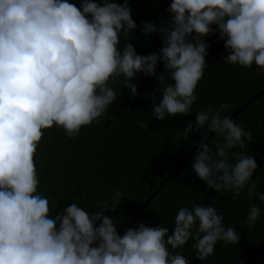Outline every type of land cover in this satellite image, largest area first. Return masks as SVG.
<instances>
[{"label": "clouds", "instance_id": "obj_1", "mask_svg": "<svg viewBox=\"0 0 264 264\" xmlns=\"http://www.w3.org/2000/svg\"><path fill=\"white\" fill-rule=\"evenodd\" d=\"M129 0H0V264H190L180 252L192 240L196 258L205 260L217 242L236 244L240 233L225 226L211 205L193 203L178 209L174 226L137 223L121 235L114 217L122 193L97 201L89 213L76 203L54 215L49 199L38 191L35 154L44 130L53 126L68 138L100 117L122 95L118 78L131 97L140 95L137 74L168 73L172 83L157 96L149 92L157 121L188 116L194 90L207 65L209 43L223 41L222 59L232 65L264 71V0H171L167 19L141 22V34L160 36L155 52L138 54L131 43L137 24ZM124 40L121 46V40ZM162 71L157 73L158 65ZM224 103L200 109L180 135L199 136L190 165L215 193L231 191L233 199L264 202L254 173L259 167L244 151L252 133L228 115ZM140 129L149 122L138 121ZM215 134V150L206 142ZM261 209L250 204L244 225L252 227Z\"/></svg>", "mask_w": 264, "mask_h": 264}, {"label": "trees", "instance_id": "obj_2", "mask_svg": "<svg viewBox=\"0 0 264 264\" xmlns=\"http://www.w3.org/2000/svg\"><path fill=\"white\" fill-rule=\"evenodd\" d=\"M79 6L80 0H69ZM123 2V0H118ZM171 0H129L131 15L137 24L133 30V43L138 54L155 52L160 46V36L152 33L145 38L140 31L145 20L167 19L166 8ZM218 33L205 37L209 43L203 77L194 90L197 99L188 116L176 114L164 121L152 115L151 98L148 93L157 90V96L166 84L172 83L167 72L165 80L158 82L155 76L137 74L133 82L140 95L131 97L123 88V77L113 85L122 95L100 117V123L82 126L78 136L68 138L64 130L53 126L45 129L36 154L35 164L39 178L38 191L48 197L54 215L59 208L76 203L89 213L102 201L119 190L123 195L120 204L106 215L114 217L121 233L126 226L137 223L155 226L163 224L169 230L182 206L191 208L193 203L214 206L223 215L225 226H233L240 233L236 244L217 242L214 252L205 260L196 258V250L189 240L183 247L172 250L180 252L190 264H264V202L255 197L250 201L246 191L233 199L231 191L215 193L192 171L193 148L199 136L190 133L183 137L180 132L188 121H193L200 109L211 107L214 111L226 103L229 107L221 115L230 116L252 96L257 97L240 109L232 118L252 133V142H245L244 151L252 155L257 164L253 180L257 191L264 192V71L255 64L251 68L232 65L222 59L223 41ZM124 40L122 37L121 46ZM158 65L157 73L162 71ZM149 122V128L138 127V121ZM206 141L215 150V134L209 133ZM188 152V153H187ZM185 156V157H184ZM181 163L174 169L178 161ZM171 175L168 177V175ZM168 177V178H167ZM250 204L261 209L260 218L252 227L244 225ZM138 216L132 221L135 214Z\"/></svg>", "mask_w": 264, "mask_h": 264}, {"label": "water", "instance_id": "obj_3", "mask_svg": "<svg viewBox=\"0 0 264 264\" xmlns=\"http://www.w3.org/2000/svg\"><path fill=\"white\" fill-rule=\"evenodd\" d=\"M261 92H258L257 94H255L254 96H252L249 100H247L243 105H241L239 108H238V110H236L233 114H231L229 117L230 118H233L234 117V115L240 110V109H242L245 105H247L250 101H252L255 97H257L259 94H260ZM210 135V134H209ZM198 145H195L193 148H191L188 152H190L191 150H193V149H195L196 147H197ZM187 152V153H188ZM185 157V156H184ZM184 157H182L179 161H178V163L174 166V169H176L177 168V166L181 163V161L184 159ZM171 175V173L168 175V177ZM167 177V178H168ZM143 207L144 206H142L141 208H140V210L135 214V216L133 217V219H132V221L138 216V214L140 213V211L143 209ZM131 223V222H130ZM129 223V224H130ZM129 224L126 226V228L120 233L121 235L123 234V232L128 228V226H129Z\"/></svg>", "mask_w": 264, "mask_h": 264}]
</instances>
